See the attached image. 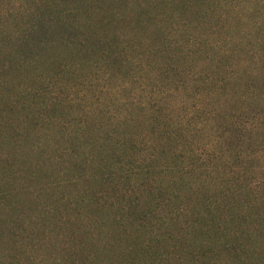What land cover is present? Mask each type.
<instances>
[{
	"label": "trees",
	"instance_id": "trees-1",
	"mask_svg": "<svg viewBox=\"0 0 264 264\" xmlns=\"http://www.w3.org/2000/svg\"><path fill=\"white\" fill-rule=\"evenodd\" d=\"M153 39V48L135 57H124V47L111 52L115 42L95 44L101 56L96 70L104 78L130 77L141 88L138 97L131 95L134 86L125 101H113L116 113L94 103L84 118L60 120L45 108L71 110L73 104L57 93L28 90L25 98L7 102L0 90V264H224L223 258L226 264H264V190L248 181L256 170L248 156L259 159L254 152H264V85L252 80L238 92V126L229 125L238 129L239 142L227 141L231 155L223 163L233 168L238 162L240 172L223 171L212 153L197 152L192 119L174 117L171 110L180 90L203 75L183 66L170 36ZM93 45L86 39L81 52L88 54ZM159 53L165 61L153 57ZM124 58H131L137 73L122 67ZM39 101L42 108L34 110ZM51 125L52 136L58 134L54 142L26 139L28 127L43 132ZM59 137L71 141L64 151ZM49 150L65 159L56 160ZM24 152L37 167L21 165ZM54 163L66 168L44 167ZM75 182L81 186L71 196L56 191ZM54 231L65 244L53 261L39 259L34 240Z\"/></svg>",
	"mask_w": 264,
	"mask_h": 264
},
{
	"label": "rangeland",
	"instance_id": "rangeland-1",
	"mask_svg": "<svg viewBox=\"0 0 264 264\" xmlns=\"http://www.w3.org/2000/svg\"><path fill=\"white\" fill-rule=\"evenodd\" d=\"M165 36L175 41L171 51L177 58H183V66L203 75L195 82L190 81L188 87L176 95L171 106L174 117L192 119L191 125L196 127L190 138L199 146L197 152L201 156L210 152L215 161L218 158L223 171L229 167L240 172L241 164L236 162L233 169L229 162L223 163V158L230 160L227 141L237 146L239 142L235 127L238 126V92L252 80L264 85V0H0V90H6L7 102L16 97L25 98L28 90L45 88L48 96L55 92L62 101L73 104L71 110L63 106L45 108V114L60 120L64 115L82 119L94 103H104V107L116 113L113 101H125L126 90L134 86L138 90L131 95L138 97L141 88L138 82L133 84L130 77L104 78L96 70L101 56L95 44L99 39L115 42L117 46H112L111 52L124 47V57H135L136 51L153 48V38L158 41ZM43 39L48 43L40 46ZM86 39L94 44L88 54L80 49ZM125 42H130L128 50ZM190 50L189 53L195 55L186 53ZM238 51H241L239 56ZM156 55L153 57L165 61L163 54ZM124 59L122 67L137 73L131 58ZM249 64L252 72L248 70ZM225 88H228L227 93ZM208 90L212 94L206 97L204 92ZM42 106L39 101L33 109ZM83 106L88 109L83 110ZM60 123H55L56 130H61ZM53 130V125L43 132L28 127L26 139L39 136L42 142L46 138L54 142L53 137L58 134L52 136ZM70 134L69 128L66 136ZM60 138L58 146L64 151L71 141ZM218 142L219 146H215ZM49 152L56 160L65 159L56 151ZM254 154L259 159L248 156L251 167L256 169L248 181L258 183L252 187L263 193L264 152L259 149ZM20 162L24 168L37 167V160L34 162L25 152ZM55 164L44 167L66 168V165ZM61 176L67 177L66 172L62 171ZM75 183L77 186H73ZM75 183L68 188L63 183L56 191L71 196L81 186ZM74 221L72 227L77 228L81 219L77 217ZM57 238L54 231L34 240L35 245L39 244L40 251L35 252L39 259L53 261L58 254L56 250L65 244L64 240L59 244ZM30 242L26 241L28 247L32 246ZM225 261L223 258L222 263L226 264Z\"/></svg>",
	"mask_w": 264,
	"mask_h": 264
}]
</instances>
